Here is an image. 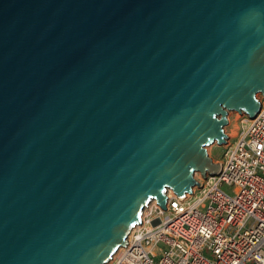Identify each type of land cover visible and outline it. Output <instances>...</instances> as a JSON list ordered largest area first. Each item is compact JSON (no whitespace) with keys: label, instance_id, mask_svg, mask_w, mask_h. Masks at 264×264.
Wrapping results in <instances>:
<instances>
[{"label":"water","instance_id":"obj_1","mask_svg":"<svg viewBox=\"0 0 264 264\" xmlns=\"http://www.w3.org/2000/svg\"><path fill=\"white\" fill-rule=\"evenodd\" d=\"M257 92L264 0H0V264H104Z\"/></svg>","mask_w":264,"mask_h":264},{"label":"built area","instance_id":"obj_2","mask_svg":"<svg viewBox=\"0 0 264 264\" xmlns=\"http://www.w3.org/2000/svg\"><path fill=\"white\" fill-rule=\"evenodd\" d=\"M227 134L219 169L148 202L106 264H264V98ZM223 185L231 186L227 193Z\"/></svg>","mask_w":264,"mask_h":264},{"label":"rangeland","instance_id":"obj_3","mask_svg":"<svg viewBox=\"0 0 264 264\" xmlns=\"http://www.w3.org/2000/svg\"><path fill=\"white\" fill-rule=\"evenodd\" d=\"M259 97H260V99L264 98V96H262L261 93H259ZM240 117H241V111L239 112L237 110H229L227 112V123L223 126L225 135L235 134L236 129H237L238 124H239ZM224 147H225L224 142L223 143H217L216 141H214L213 143L206 146L207 154H208V156H210V158L213 162H217L218 160L221 159V156H222L223 151H224ZM200 174H201L200 172L196 171V172H194V177L200 178ZM222 189L224 191H226L227 193L232 192L231 186L223 185Z\"/></svg>","mask_w":264,"mask_h":264},{"label":"bare ground","instance_id":"obj_4","mask_svg":"<svg viewBox=\"0 0 264 264\" xmlns=\"http://www.w3.org/2000/svg\"><path fill=\"white\" fill-rule=\"evenodd\" d=\"M259 93H261V92H257V93H256V97H257L258 101L261 100L260 97H259ZM261 94H262V93H261ZM214 163H216V162H214ZM195 179H197V178H195ZM167 190L172 191V189H167ZM181 196H183V195H181ZM151 201H154V199L150 200L149 202H151ZM142 210H143V208H142ZM135 225H136V224H135ZM135 225H133L132 227H130L128 233L132 230V228H133ZM128 233L126 234V236L128 235ZM125 238H126V237H125ZM119 247H120V246H118L114 252H116V251L118 250ZM108 261H109V260H107L106 262H108ZM106 262H105L104 264H106Z\"/></svg>","mask_w":264,"mask_h":264}]
</instances>
